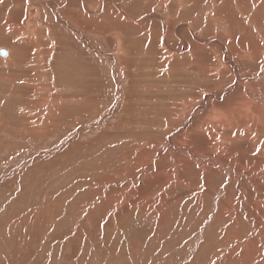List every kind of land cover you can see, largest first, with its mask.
<instances>
[{
    "label": "rangeland",
    "instance_id": "rangeland-1",
    "mask_svg": "<svg viewBox=\"0 0 264 264\" xmlns=\"http://www.w3.org/2000/svg\"><path fill=\"white\" fill-rule=\"evenodd\" d=\"M19 3L34 13L30 0L8 8ZM8 8L0 11V49L8 51L0 56V264H264V193L221 170L235 162L236 178L261 183L262 168L250 175L247 156L234 157L243 153L236 148L263 151L264 141L234 144L213 126L189 133L186 121L222 88L174 70L141 45L123 56L96 38L91 50L51 19L45 22L72 49H57L43 25L28 30L40 33L39 44L51 42L45 53L17 48L30 33L16 34L22 15ZM226 70L223 88L231 80ZM215 140L225 145L219 155ZM203 166L214 168L211 175Z\"/></svg>",
    "mask_w": 264,
    "mask_h": 264
},
{
    "label": "bare ground",
    "instance_id": "bare-ground-1",
    "mask_svg": "<svg viewBox=\"0 0 264 264\" xmlns=\"http://www.w3.org/2000/svg\"><path fill=\"white\" fill-rule=\"evenodd\" d=\"M242 1L243 0H30V2H32L31 7H33L31 11L34 12L31 15V13H28L29 7L25 5L22 6V4H20L21 1L17 6L8 8V4H11L12 0H3L2 4H0V11L1 9L6 11L7 8L10 12L20 10L22 21L20 25H18L20 26L19 29L16 28V34L26 33L28 28L32 25V28L43 25L47 30L51 27V33L55 36L54 39L56 38L55 41L54 39L52 40L57 49L60 48L62 50L70 46L65 45V38L64 40L63 37L62 39L59 38L60 34L55 30L57 25L54 26L45 22L49 19H51L52 22L56 20L59 32L63 34H66L65 30L68 34L70 32V35L72 34L74 38L91 50H94V47H96L92 43V39L96 38L102 40L108 39L106 42L107 46L112 48L113 53H122L123 56L129 55L130 51L136 48L135 46L139 47L141 45V49L145 48L143 52L149 55L151 54L152 56L161 57L165 64L169 62L174 66V70L180 69L181 71H186V73L195 74L200 78L201 82H206L207 84L208 82H212L213 85L218 84L214 86L215 89L222 88V90H218L215 94L209 95L205 100L200 101L196 108H192L190 112L188 111L189 109L187 110L185 107L182 108L188 111V115H185L187 116L186 121H192V126L190 125V127L188 125L190 129L189 133H200V135H202L203 132L207 134V131L212 128L211 126L219 127L222 130V136L225 137V135L231 133L230 139L235 141L234 144H237L236 141L238 142L242 139V142L247 141L255 148L260 140L264 141V0H262L257 9L254 8L256 0H252V3L250 1L251 4L249 6L242 5ZM40 8L44 10V14L40 13ZM260 12L263 13L259 14ZM231 13L237 16L235 20L232 19ZM4 19L7 22L8 18L6 17ZM28 31L30 34L26 40H20L18 43L14 44L17 48H22L24 46L27 47V49L32 48V51H37L38 48H40L38 50H41L44 46L46 48L49 47L50 41L44 43L40 39L39 44V39L37 37L39 32L34 34L35 30L32 31V29H29ZM180 31L185 32V34L182 35ZM44 32L45 34L41 33L42 37L46 36V30ZM72 36L70 38H73ZM70 38L69 41L76 43ZM140 38L142 39L140 40ZM14 41L17 42V40ZM69 41L67 42L69 43ZM233 42H235L236 47L231 46ZM3 43L5 44L6 41ZM69 49L72 48L70 47ZM4 50L6 51L5 54H0L2 57L8 55V51L6 49ZM14 51H11V55H13L12 52ZM40 52L45 53L46 51L43 50L42 52L41 50ZM113 53L108 54L109 58H112L110 62L116 57L115 54L113 57ZM134 53H137L136 50H134ZM60 54L61 53H59V55ZM57 57L59 58V56ZM239 58L242 60H239ZM143 60L146 61L145 63L148 61L150 62V60H145L144 57ZM219 63L224 64H222L223 68H221V66L218 67ZM155 65L153 64V66ZM223 69H227L226 72L229 70V76L231 74V80H227L228 82L224 88L222 86L224 82L222 79ZM169 71H171V69H169ZM209 106H212V109L208 115L211 114L212 116L197 117L199 111H204L203 108ZM193 113L194 117L191 118ZM172 115H174V113ZM186 123L188 124V122ZM244 134L245 136L243 137ZM225 139L228 138L225 137ZM214 142L213 153L215 152L219 155L226 150L222 142L218 140ZM263 145L262 143V146ZM236 149L242 150L243 153L239 154L238 157H234V159L240 160L241 157L246 158L247 156L248 162L245 163L243 167L248 168L247 170L249 172H253H251L250 175L256 173L257 166L262 168L263 171L261 170L259 175L262 180V185L260 182L259 184L252 183L254 177L249 176V174L247 176L243 175V178L242 176L240 178L237 177L239 178L237 179L234 168L237 164H235V162H233L234 165L231 166L232 170L230 166H228L229 169L224 165H221V170H223V173L233 175L234 180H236L237 183L239 182V184H243V180L249 181L243 186L247 185L249 189H252V186H254L253 189L259 190L258 193L260 196L261 191L264 193V150L261 152L259 151V153H257L258 156H256L257 154L252 153V151H256V148L241 147ZM231 159H233V157ZM257 159L260 160L258 164L255 162ZM215 161L218 162V160ZM222 163L223 162H221V164ZM201 170L207 176L211 175L214 168L203 166ZM237 191L236 188V193ZM249 192L251 191L249 190ZM242 194L245 195L246 192L245 194L241 192V195ZM254 195L253 193H248L247 196L250 197ZM261 196L264 198L263 195ZM238 197H240V195ZM251 201L252 200H250V202ZM229 202L230 201H228V203ZM245 202L248 205L249 201L245 200ZM255 203L256 202L253 204L251 203L252 206H254ZM240 204H242V202ZM241 206L243 207V205ZM219 209L222 210L224 208L221 206ZM262 238L264 240V237Z\"/></svg>",
    "mask_w": 264,
    "mask_h": 264
},
{
    "label": "water",
    "instance_id": "water-1",
    "mask_svg": "<svg viewBox=\"0 0 264 264\" xmlns=\"http://www.w3.org/2000/svg\"><path fill=\"white\" fill-rule=\"evenodd\" d=\"M5 50L4 49H0V54L2 55V54H5Z\"/></svg>",
    "mask_w": 264,
    "mask_h": 264
}]
</instances>
